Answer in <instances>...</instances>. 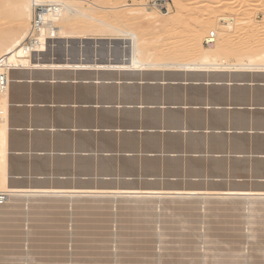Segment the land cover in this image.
I'll list each match as a JSON object with an SVG mask.
<instances>
[{"label":"rangeland","instance_id":"374dc122","mask_svg":"<svg viewBox=\"0 0 264 264\" xmlns=\"http://www.w3.org/2000/svg\"><path fill=\"white\" fill-rule=\"evenodd\" d=\"M90 1L95 4H100L101 1L104 6H121L124 3L131 4L134 2V0ZM147 1L152 4L154 3L153 0ZM157 2H161L164 5L155 7L166 14L170 10V13L172 11L176 13L178 7L184 6L185 9L187 8L188 10H184L183 15L178 14L181 17V20L179 19L178 21L185 19V22L183 21L179 25L177 24L178 27L173 28L170 32L162 36L160 35L162 31L156 29L154 26L151 30L150 28L152 27L150 25H147L150 27L147 29L145 27L146 25H143L145 23L142 24L139 19L135 18L136 20H133L129 18L131 16L126 15L116 20L109 15L114 13V10L110 9L111 13H106L104 10H95L89 14L90 19L87 20L86 24L83 25L85 22L80 17L71 26L70 31L77 32L81 35L80 37L59 39L51 45H48V50L44 53H40L39 56L34 55V58L38 62L43 63H54L58 61L62 63L63 61L67 62L73 59L74 61L72 63L95 64V67L98 68H110V66L129 63L131 60L132 42L139 40L141 50L138 52V56L143 64L148 65L147 68L135 71L113 69L52 71L32 69L24 74L12 72V80L16 77V79L22 81L12 82L11 100L27 102L30 100L31 104H33L32 102L35 103V101L43 100L48 96L51 91L43 88V84L45 83L27 82L30 80L40 81L37 80L38 76L41 77L40 79L42 81L40 82H46L47 85L60 81L86 82L87 80L89 81L88 83H92L93 85L92 94L94 106L92 119L95 129V149L118 147V140L120 141L121 138H124L123 132H106L103 129L140 127L158 130H179V132L173 133H156L159 136V144H164L167 140H174L173 149L179 152L198 149L206 150V153H208V151H213L218 148L220 150L222 149L221 151L223 152L228 151L229 154L231 151L232 153L236 151L238 154L243 155V157H223L220 159L222 161L221 168L214 167L213 163L215 162L212 163V160L208 157L203 164H198V169L200 170L197 173L213 176L226 175L224 180L217 181L216 183L221 188H228L225 190L207 189L215 191H199L198 194L224 197H218V199H216L217 197H210V199L208 198L209 202H206L207 198L201 197H190L191 199L188 197L189 199L184 198L185 200H181V198V202L177 199V205L174 204L177 207L173 206L172 202L171 204L169 203L170 199L168 197H162V199L152 198L153 200L160 201V203L159 201L158 203L155 201L156 205H164L169 208L167 213L177 214V218H174V216L170 219L167 217H155L152 219V222H147L150 220L147 216L136 215L135 212L126 208V206L131 205L130 202L124 201L126 198L113 199L112 201L108 198H102L103 201H100L101 198L98 197L96 199L99 201H97L95 198L81 196L80 198L76 197L73 199H77L78 203L74 202L72 204V201H65L67 204L65 202H59L58 205L60 204V207L56 209L49 207L51 209L49 210L48 207H44L45 205L35 208L40 209L42 213L39 210L32 209L30 206L31 203H34L32 200L28 202L30 207L26 205V202H20L18 204L20 210L17 209L18 212L15 211L13 216H9L12 219L6 220L4 218L8 214V210H6L8 208H5L6 215L1 214L3 217L1 216L0 221H3V223L0 222V264H15L16 262V264H218V262H214L215 259L218 260L215 256L220 257L219 261L221 263L219 262V264H264V249L262 248L264 244V234H262L264 233V223L260 217L255 216L254 210V212H251L254 206H258L254 203L257 200L259 201V199L252 198L245 200V198L243 199L239 196H232V198L230 195L234 194V192L228 191L242 190L256 194L257 192L252 191L264 190V61L261 59L263 58L261 55H264L261 53L264 52V22L262 21L264 5L260 1V4H258L259 2L255 4L256 0H183L182 3L188 4L187 7L185 5H177L174 0H157ZM83 6L87 7V5ZM209 12L237 14L240 18L247 21V23H244V25L237 29L239 30L238 36L233 37V40L229 39L225 41L229 43L226 53L231 63V66H229L230 70L225 71L220 70V68H208V70L206 68H200L192 71L184 70L185 67H180L179 64L195 59L202 50L201 48L194 47L191 36H189L187 31V24H189L187 22H190L191 25H189L192 27L193 20L196 19L194 16L197 15L198 17V14H202V17H204ZM191 21L193 22L191 23ZM182 23L186 25V28H183ZM248 24L250 26H246ZM203 45L210 46L206 42ZM150 51H152L151 55L148 56ZM254 52L258 54L256 53V55L252 56L251 53ZM247 54L251 55L249 56ZM148 57H151L152 60ZM168 63L172 65L170 67L171 69H157ZM39 72L41 74H37ZM109 76L111 78L110 83L106 84V87H102L101 84L96 82V78ZM128 81L134 83L131 85L133 88L129 90L122 89L128 84L117 83ZM206 81H209V83ZM107 87L113 93H109L106 96L103 93ZM123 90H127L130 97H127L125 92L123 93ZM83 93L82 96L79 95L80 98H85V92L83 91ZM125 104L127 106L137 104L142 107L127 108ZM147 105H150V107H147ZM89 114V112L88 115L86 114L88 118ZM78 121L81 122V119L79 118ZM137 138L140 140L144 136L141 134ZM213 138L214 140L222 141L223 145L220 147L213 146L210 142ZM194 140H200L201 143L195 147L193 145ZM217 145H221V142H218ZM198 169L188 167L187 171H183L180 166L179 168L173 169L172 172L173 174L185 172L188 175L194 173L195 171L193 170ZM157 182L165 183L166 181L158 180ZM186 182L187 178L178 181V185H186ZM208 182L212 181L207 180V184ZM234 185L250 189L240 187L230 188V186ZM152 189L184 193H188V191L184 190H191L174 188L157 189L153 187ZM89 198L90 201H88ZM163 198H167V201ZM105 199L109 201L105 202ZM149 199L147 198L146 200ZM250 200L252 204L248 202ZM214 201H218V203ZM82 202L85 204H82ZM248 203L251 206L250 209L247 206ZM156 205H153L155 208L153 211L162 209V206L158 207ZM170 205L173 206V209H171L172 207L170 208ZM216 206L217 210L210 209ZM245 206L248 212L244 209ZM43 207L44 209L42 211ZM87 207H91L92 209L90 208V210ZM120 207L126 209L122 210ZM112 209L113 211H111ZM235 209L238 210L236 211ZM164 210L166 211V209ZM37 211H39L38 213L40 215L36 214ZM16 212L18 213L17 216ZM44 213L47 215L46 217L43 215ZM257 218H259V221L256 220ZM255 227L256 229H254ZM72 231L75 234L71 233ZM254 231H257V234ZM258 232L259 234L261 233L260 236ZM255 238L258 240V244L255 243L257 242ZM251 246L255 247L252 249ZM258 246H261V248ZM214 253L215 256L210 255ZM217 254L221 255L217 256ZM229 254L231 256H228ZM236 258L239 260L235 261ZM229 259L232 263H229ZM240 261L241 263H239Z\"/></svg>","mask_w":264,"mask_h":264},{"label":"bare ground","instance_id":"6f19581e","mask_svg":"<svg viewBox=\"0 0 264 264\" xmlns=\"http://www.w3.org/2000/svg\"><path fill=\"white\" fill-rule=\"evenodd\" d=\"M154 3L152 4L151 2H148L147 0H134L133 3L131 4H121V6H104L103 2L100 1V4H95L90 0H0V74L3 73V71L6 70L7 65H9L12 69L11 72H16V73H20V74H24L27 73L29 70H38V69H45V70H100V69H113V70H120V71H129V70H140V69H144L147 68L148 65L143 64L140 61V58L138 56V52H140L141 48L139 46L140 42L139 40H134L132 42V49H131V60L129 61V63L126 64H121L118 66H110V68H98L95 67V64H77V63H72V61H74L72 59V61H63L62 63L59 61L58 62H54V63H43V62H38L34 57V55L39 56L40 53H44L45 51L48 50V41L46 40L47 38L49 39H55V41L59 40V39H71V38H77L80 37L81 35L78 34L77 32H71V26H73L74 21H76V19L78 18H83V25L87 23V20L90 19L89 14L92 13V11L95 10H104L106 11V13H111V10H114V13L109 14L112 17H114L116 20L121 19L123 16H131L129 18L136 20L139 19L141 20L142 24L145 27L150 28L147 25H150L152 28H150L151 30L155 27L156 29L162 31L160 35L164 36L165 34H167L168 32H170L173 28L178 27L177 24L179 25L181 22L183 21H178L181 17L178 16V14H182L184 13V10H186L183 7H178V10L176 13H170V11L168 12V14L164 13L162 10L156 8L155 6H163L164 4L161 2H157V0H153ZM176 2L177 5H185L187 7L188 4H184L182 3L183 0H174ZM251 1V0H249ZM254 1V0H253ZM262 2L261 4L264 5V0H256L255 4H257L258 2ZM260 2L258 4H260ZM248 5V3H246ZM37 5L39 6H50L52 5L51 9H47V7H45V9L43 8L40 12L42 14V18H43V23L40 24L39 26L34 27V20H35V14L37 12L38 7H36ZM55 7H54V6ZM83 5H87L83 6ZM90 5V6H88ZM91 5H95V6H91ZM252 5V4H251ZM166 6V5H165ZM168 6V5H167ZM190 6V4H189ZM188 10V9H187ZM186 10V11H187ZM191 10V8H190ZM187 13V12H186ZM137 16V17H136ZM201 16V17H199ZM196 19H194L193 21H191L192 23V27L190 26V22H187L189 24H187V28H188V33L189 36H191V40L192 43L194 45V47L196 48H201V52L199 53V55L186 63L183 64H179L180 67H188V68H184V70H194V69H200V68H206V70L212 69V68H220V70H230L229 66H231L230 64V59L227 56L226 53V49L229 46L228 41L229 39L233 40V37H236V35L238 36V32L240 28V26L244 25V23H247V21L243 20L242 18L239 17V15H233V14H229L228 12H221V13H215V12H209L207 15H205L204 17H202V14L199 15L198 17L197 15L194 16ZM105 18V16H104ZM136 18V19H135ZM178 18V19H177ZM181 20V19H180ZM262 21L264 22V15L262 18ZM185 22V21H184ZM249 22V21H248ZM184 23H182L181 25H183ZM186 24V23H185ZM154 26V27H153ZM185 26V27H184ZM190 26V28H189ZM246 26H250L249 24ZM183 28H186V25H183ZM182 28V30H184ZM214 28V29H211ZM216 28V29H215ZM244 28V27H243ZM190 29V30H189ZM209 30V32H208ZM211 32H214L217 34L216 39L214 40L213 43L208 44L210 46H205L203 45V43H205L207 40H209V35ZM31 39V43L28 44L25 41L27 39ZM231 40V41H232ZM231 45V43H230ZM150 54L148 56L151 55ZM158 52V51H157ZM156 52V53H157ZM154 53V52H153ZM155 53V54H156ZM255 53V52H254ZM251 53L252 56L256 55V53ZM262 54H264V52H261ZM159 54V52H158ZM250 54V55H251ZM258 54V53H257ZM249 55V54H247ZM249 55V56H250ZM258 56V55H257ZM256 56V57H257ZM263 56V58H261ZM152 57V56H151ZM150 57V58H151ZM261 58L264 61V55H261ZM149 58V57H148ZM149 58V59H150ZM248 58V57H247ZM152 60V58H151ZM261 60V61H262ZM239 62V61H238ZM172 65L171 64H165L163 66L158 67L157 69L160 70H169L171 69ZM191 67V68H190ZM174 68V67H173ZM172 68V69H173ZM182 69V68H181ZM50 72V71H49ZM46 73V72H45ZM48 74V73H47ZM46 74V75H47ZM41 77L38 76L37 80H40ZM66 78V77H65ZM110 76L109 77H99L96 78V82L97 83H109L110 82ZM22 80H18L16 79V77L14 78V80H12L11 77V84L9 87V90L6 91H1L0 90V191H5L7 192L10 196L9 199L7 201L6 204L0 206V218H1V214H5V208H8L6 210L7 211V215L4 217L6 220L7 219H12V217L9 218V216H13V213H15V211L20 210V207L18 204L21 202H26V205L29 206L30 204L28 203L29 201H33L34 205H36V207L39 206H44V207H50L51 209H56L58 207H60L59 203V199H64L66 202L68 201H73V199H75L76 197H81V196H88L90 198H101L100 201L102 200V198H108L110 199V201H112L113 199H118V198H126V200L124 201H132L135 202L134 204H141L145 201H147V203L150 201L152 204V210H145L144 213H135L136 215H144L147 216V218H149L150 220H148L147 222L151 221L152 219H154L155 217H167V218H177V214H173L171 212L167 213V210L164 211L162 209H159L157 212L153 211L155 208L153 207V205L155 204L156 199L161 198L162 197H168V199H170L169 203L171 204V202L173 203V206L177 205V199L178 201L181 199L183 200L185 199H189L190 197H201V198H207L206 202L208 201V198L210 199V197H217L216 199H218V197H224V196H219V195H209V194H203L200 195L198 194L199 191H190L188 193H184V192H171L169 190H155L152 189V187H149L148 189H139V188H128V187H91V188H87V187H83V186H79V187H63V186H55L51 185V186H45V187H40L37 185L34 186H19V185H14L12 183V176L10 174V168H9V158H8V132L10 129V107H11V91H12V82H21ZM30 81H36V80H30ZM64 81V80H63ZM86 82H89L86 80ZM209 82V81H206ZM17 117V116H16ZM18 140V139H17ZM11 162V161H10ZM100 184V183H99ZM106 184V183H105ZM73 186V185H72ZM124 186V185H123ZM127 186V185H126ZM234 192V194L230 195V197H241V198H245L246 199H252V198H258L259 201L257 200L256 203H253L258 205V206H254V208L249 211L254 212L256 217H260L261 220L264 223V190L262 191H257V193H249L247 191H242V190H236V191H231ZM243 195V196H240ZM189 197V198H188ZM228 197V196H227ZM232 197V198H233ZM83 198V197H82ZM90 198L88 201H90ZM143 198H156V199H152V200H146ZM230 198V199H232ZM128 199V200H127ZM165 199V198H163ZM172 199V200H171ZM184 199V200H185ZM191 199V198H190ZM196 199V198H194ZM199 199V198H198ZM215 199V198H213ZM220 199V198H219ZM224 199V198H222ZM229 199V198H228ZM242 199V200H243ZM50 200L51 202H49V204H47L46 201ZM77 200V199H76ZM81 200V199H80ZM97 200V199H96ZM106 200V199H105ZM167 201V198L165 199ZM180 200V202H181ZM204 200V199H203ZM202 200V201H203ZM87 201V200H86ZM99 201V200H97ZM103 201V200H102ZM119 201V200H118ZM122 201V200H121ZM159 200L156 201V203H158ZM220 201V200H219ZM65 202V204H67ZM78 203V201H76ZM85 202V201H84ZM94 202V200H93ZM162 202H164V200H162ZM192 202V201H191ZM216 202V201H214ZM232 202V200H231ZM230 202V203H231ZM243 202V201H242ZM245 202V201H244ZM252 204V201H248ZM81 203V201H80ZM79 203V204H80ZM95 203V202H94ZM102 203V202H101ZM112 203V202H110ZM122 203V202H121ZM126 203V202H125ZM124 203V204H125ZM160 203V201H159ZM211 203V202H210ZM213 203V202H212ZM218 203V201L216 202ZM233 203V202H232ZM237 203V202H236ZM33 203H31L32 205ZM73 204V203H72ZM71 204V205H72ZM78 204V205H79ZM82 204H85L82 202ZM105 204V203H104ZM129 204V203H128ZM126 204V205H128ZM132 204V203H131ZM165 204V203H164ZM176 204V205H174ZM183 204V203H182ZM225 204V203H224ZM246 204V202H245ZM250 204V205H251ZM25 205V206H26ZM30 205V206H31ZM77 205V204H76ZM94 205V204H93ZM96 205V204H95ZM98 205V204H97ZM100 205V203H99ZM116 205V204H115ZM158 207L162 206L157 204ZM156 205V206H157ZM179 205V204H178ZM181 205V204H180ZM199 205V204H198ZM201 205V204H200ZM204 205V204H203ZM214 205V203H213ZM216 205V204H215ZM236 205V204H235ZM241 205V204H240ZM263 205V206H262ZM29 206V207H30ZM87 206V204H86ZM155 206V207H156ZM173 206L170 205V208ZM205 206V205H204ZM209 206V205H208ZM225 206V205H224ZM234 206V205H233ZM247 206H249V203L247 204ZM32 207V206H31ZM44 207L42 208V211L44 209ZM66 207V206H65ZM64 207V208H65ZM81 207V206H80ZM97 207V206H96ZM113 207V206H112ZM125 207V206H124ZM128 207V206H126ZM177 207V206H176ZM185 207V206H184ZM235 207V206H234ZM251 206H249L248 208L250 209ZM49 208V210H51ZM76 208V207H75ZM84 208V207H83ZM88 208V207H87ZM91 207H89L88 209H90ZM118 208V207H117ZM122 208V207H120ZM171 208V209H172ZM181 208V207H179ZM189 208V207H188ZM208 208V207H207ZM237 208V207H236ZM246 208V206L244 207V209ZM247 208V209H248ZM258 208V209H257ZM27 209V208H26ZM32 209L34 210L35 208L32 207ZM73 209V208H72ZM92 209V208H91ZM90 209V210H91ZM111 209V208H110ZM126 209V208H122ZM157 209V207H156ZM175 209V207H174ZM202 209V208H201ZM210 209L212 210H217V206L216 207H211ZM257 209V210H255ZM35 210H39L40 213L41 210L40 209H35ZM46 210V209H45ZM66 210V209H65ZM106 210V209H105ZM116 210V209H115ZM184 210V209H183ZM220 210V209H219ZM236 210V209H235ZM238 210V209H237ZM236 210V211H237ZM246 210V209H245ZM254 210V211H253ZM37 211V215H40ZM60 211V210H59ZM72 211V210H71ZM97 211V210H96ZM107 211V210H106ZM113 211V209L111 210ZM173 211V210H171ZM176 211V210H175ZM186 211V210H185ZM191 211V210H190ZM208 211V210H206ZM228 211V210H227ZM241 211V210H240ZM247 211V210H246ZM18 212V211H17ZM16 212V213H17ZM22 212V211H21ZM36 212V211H35ZM55 212V211H54ZM66 212V211H65ZM77 212V211H76ZM82 212V211H81ZM95 212V211H94ZM104 212V211H103ZM109 212V211H107ZM194 212V211H192ZM219 212V211H218ZM223 212V211H222ZM239 212V211H238ZM248 212V211H247ZM250 212V213H251ZM51 213V212H49ZM80 213V212H79ZM97 213V212H96ZM111 213V212H110ZM114 213V212H113ZM177 213V212H176ZM61 214V213H60ZM78 214V213H76ZM81 214V213H80ZM83 214V213H82ZM99 214V213H98ZM218 214V213H217ZM246 214V212H245ZM244 214V215H245ZM249 214V213H248ZM247 214V216H249ZM18 215V213L16 214V216ZM21 215V214H19ZM26 215V214H25ZM45 217L47 215H45V213L43 214ZM75 215V214H74ZM134 215V214H133ZM251 215V214H250ZM43 216V217H44ZM81 216V215H80ZM85 216V215H83ZM89 216H91L89 214ZM96 216V215H95ZM100 216V215H99ZM105 216V215H104ZM205 216V215H204ZM246 216V217H247ZM3 217V216H2ZM73 217V216H72ZM71 217V218H72ZM114 217V215H113ZM152 217V218H151ZM203 217V216H202ZM231 217V216H230ZM233 217V216H232ZM66 219V217H64ZM129 218V217H128ZM157 218V219H158ZM182 218V217H181ZM234 218V217H233ZM248 218V217H247ZM253 218V217H252ZM252 218H250L252 220ZM29 219V218H28ZM78 219V218H77ZM92 219V218H90ZM96 219V218H95ZM195 219V218H194ZM201 219V218H200ZM246 219V218H245ZM259 218H257L256 220H258ZM32 220V219H31ZM47 220V219H46ZM67 220V219H66ZM76 220V219H75ZM74 220V222H75ZM84 220V219H83ZM159 220V219H158ZM174 220V219H173ZM177 220V219H176ZM202 220V219H201ZM204 220V219H203ZM206 220V219H205ZM16 221V220H15ZM30 221V220H29ZM37 221V220H36ZM64 221V220H63ZM154 221V220H153ZM247 221V220H246ZM259 221V220H258ZM1 222V221H0ZM8 222V221H7ZM90 222V221H89ZM134 222V221H133ZM199 222V221H197ZM196 222V223H197ZM205 222V221H203ZM247 222H250L249 220ZM3 223V221L1 222ZM67 223V222H66ZM97 223V222H96ZM101 223V222H100ZM191 223V222H190ZM238 223V222H237ZM261 223V222H260ZM21 224V223H20ZM45 224V223H44ZM99 224V223H97ZM95 224V225H97ZM103 224V223H102ZM114 224V223H113ZM123 224V223H122ZM128 224V223H127ZM140 224V223H139ZM144 224H146L144 222ZM167 224V222H166ZM178 224V223H177ZM228 224V223H227ZM233 224V223H232ZM253 224V223H252ZM62 225V224H60ZM76 225V224H74ZM156 225V224H155ZM171 225V224H170ZM185 225V224H184ZM235 225V223H234ZM246 225V224H244ZM264 225V224H263ZM262 225V226H263ZM64 226V225H63ZM82 226V225H81ZM85 226V225H84ZM104 226V225H103ZM116 226V225H115ZM138 226V225H137ZM236 226V225H235ZM8 227V226H7ZM28 227V226H27ZM61 227V226H60ZM66 227V226H65ZM74 227V226H73ZM83 227V226H82ZM90 227V226H89ZM99 227V226H98ZM119 227V226H118ZM117 227V228H118ZM201 227V226H200ZM232 227V226H231ZM258 227V226H257ZM17 228V227H15ZM56 228V227H55ZM64 228V227H63ZM75 228V227H74ZM79 228V227H78ZM87 228V227H86ZM85 228V229H86ZM122 228V227H121ZM128 228V227H127ZM22 229V228H21ZM96 229V228H95ZM151 229V228H150ZM161 229V228H160ZM256 229V227L254 228ZM261 229V228H260ZM259 229V230H260ZM73 230V229H72ZM79 230V229H78ZM83 230V229H82ZM114 230V228H113ZM159 230V229H158ZM166 230V229H165ZM164 230V231H165ZM245 230V229H244ZM253 230V229H252ZM258 230V231H259ZM8 231V230H7ZM21 231V230H20ZM81 231V230H80ZM121 231V230H120ZM142 231V230H140ZM179 231V230H178ZM196 231V230H195ZM69 232V231H67ZM83 232V231H82ZM102 232V231H101ZM109 232V231H108ZM158 232V231H157ZM206 232V231H205ZM240 232V231H239ZM255 233L257 231H254ZM261 232V230H260ZM64 233V231H63ZM71 233H74L73 231ZM90 233V232H89ZM88 233V234H89ZM93 233V232H92ZM100 233V232H99ZM124 233V232H123ZM129 233V232H128ZM194 233V232H193ZM238 233V232H237ZM36 234V233H35ZM57 234V233H56ZM67 234V233H66ZM75 234V233H74ZM79 234V233H78ZM87 234V233H86ZM154 234V233H153ZM163 234V233H162ZM257 234V233H256ZM259 234V232H258ZM261 234V233H260ZM259 234V236H260ZM264 234V233H262ZM82 235V234H81ZM85 235V234H84ZM101 235V234H100ZM124 235V234H123ZM122 235V236H123ZM152 235V234H151ZM157 235V234H156ZM252 235V234H251ZM54 236V235H53ZM72 236V235H71ZM108 236V235H107ZM133 236V235H132ZM207 236V235H206ZM211 236V235H210ZM256 236V235H255ZM258 236V235H257ZM262 236V235H261ZM81 237V236H80ZM90 237V236H89ZM101 237V236H100ZM110 237V236H109ZM214 237V236H213ZM219 237V235H218ZM38 238V237H37ZM104 238V237H103ZM118 238V237H117ZM128 238V237H127ZM132 238V237H131ZM142 238V237H140ZM147 238V237H146ZM152 238V237H151ZM158 238V236H157ZM198 238V237H197ZM202 238V237H201ZM36 239V238H35ZM41 239V238H40ZM78 239V238H77ZM91 239V238H90ZM116 239V238H115ZM114 239V240H115ZM134 239V238H133ZM145 239V238H144ZM213 239V238H212ZM254 239V238H253ZM256 239V238H255ZM261 239V238H260ZM68 240V239H67ZM87 240V239H86ZM95 240V239H94ZM105 240V239H104ZM135 240V239H134ZM141 240V239H140ZM202 240V239H201ZM257 240V239H256ZM36 241V240H35ZM84 241V240H83ZM90 241V240H88ZM87 241V242H88ZM92 241V240H91ZM113 241V240H112ZM121 241V240H120ZM128 241V240H127ZM145 241V240H144ZM219 241V240H218ZM252 241V240H251ZM39 242V241H38ZM191 242V241H190ZM5 243V242H4ZM126 243V242H124ZM132 243V242H131ZM258 244V240L257 242H255ZM12 244V243H11ZM10 244V245H11ZM103 244V243H102ZM111 244V242H110ZM116 244V243H115ZM140 244V243H139ZM20 245V244H19ZM80 245V244H78ZM85 245V244H84ZM93 245V244H92ZM101 245V244H100ZM118 245V244H117ZM123 245V244H122ZM134 245V244H133ZM160 245V244H159ZM213 245V244H212ZM218 245V244H217ZM254 245V244H252ZM104 246V245H103ZM121 246V245H120ZM166 246V245H165ZM170 246V245H169ZM195 246V245H194ZM245 246V245H244ZM66 247V245H65ZM77 247V246H76ZM93 247V246H92ZM212 247V246H211ZM252 247V246H251ZM250 247V248H251ZM255 247V246H254ZM252 247V249L254 248ZM259 247V246H258ZM39 248V247H38ZM119 248V247H117ZM145 248V247H144ZM261 248V246L259 247ZM262 248L264 249V244L262 246ZM94 249V248H93ZM103 249V248H102ZM142 249V248H141ZM172 249V248H171ZM199 249V248H198ZM208 249V248H207ZM230 249V247H229ZM233 249V248H232ZM97 250V249H94ZM121 250V249H119ZM130 250V249H129ZM162 250V249H161ZM231 250V249H230ZM251 250V249H250ZM70 251V250H69ZM118 251V250H117ZM124 251V250H123ZM138 251V250H137ZM213 251V250H212ZM235 251V250H234ZM253 251V250H252ZM255 251V249H254ZM261 251V250H260ZM22 252V251H21ZM40 252V251H39ZM53 252V251H52ZM81 252V251H80ZM84 252V251H83ZM100 252V251H99ZM109 252V251H108ZM135 252V251H134ZM140 252V251H139ZM160 252V251H159ZM175 252V251H174ZM180 252V251H179ZM211 252V251H209ZM220 252V251H219ZM227 252V251H226ZM231 252V251H230ZM28 253V252H27ZM55 253V252H54ZM62 253V252H61ZM72 253V252H71ZM88 253V252H87ZM217 253V252H215ZM214 254H210V255H214ZM250 253V252H249ZM248 253V254H249ZM252 253V252H251ZM256 253V251H255ZM33 254V253H32ZM57 254V253H55ZM74 254V252H73ZM86 254V253H85ZM114 254V253H113ZM120 254V253H119ZM184 254V253H183ZM225 254V253H224ZM232 254V253H231ZM246 254V253H245ZM263 254V253H262ZM98 255V253H97ZM128 255V254H127ZM133 255V253H132ZM221 255V254H217ZM241 255V254H240ZM251 255V254H250ZM261 255V254H260ZM19 256V255H18ZM121 256V255H120ZM136 256V254H135ZM161 256V255H160ZM228 256H231L230 254ZM234 256V255H233ZM236 256V255H235ZM258 256V255H257ZM5 257V256H4ZM83 257V256H82ZM87 257V256H86ZM113 257V256H112ZM182 257V256H181ZM211 257V256H210ZM227 257V256H226ZM225 257V258H226ZM255 257V256H254ZM259 257V256H258ZM262 257V256H261ZM9 258V257H8ZM24 258V257H23ZM30 258V257H29ZM35 258V257H34ZM50 258V257H49ZM97 258V257H96ZM116 258V257H115ZM119 258V257H118ZM130 258V257H129ZM134 258V257H133ZM146 258V257H145ZM150 258V257H149ZM148 258V259H149ZM155 258V257H154ZM173 258V257H172ZM190 258V257H189ZM195 258V257H194ZM218 258L215 259L217 261L214 260V262H219L221 263V261H219L220 257H216ZM223 258V257H222ZM224 258V260H225ZM235 258V257H233ZM22 259V257H21ZM32 259V258H31ZM48 259V258H47ZM52 259V258H51ZM73 259V258H72ZM77 259V258H76ZM80 259V258H79ZM138 259V258H137ZM210 259V258H209ZM232 259V258H231ZM241 259V258H240ZM243 259V258H242ZM13 260V259H12ZM23 260V259H22ZM29 260V259H27ZM118 260V259H117ZM144 260V259H143ZM213 260V259H210ZM209 260V261H210ZM223 260V259H222ZM223 260V261H224ZM230 260V259H229ZM228 260V261H229ZM239 259L236 258L235 261H238ZM256 260V259H255ZM39 261V260H38ZM47 261V260H46ZM55 261V260H54ZM150 261V260H148ZM243 261V260H241ZM241 261L239 263H241ZM250 261V260H249ZM263 261V260H262ZM12 262V261H11ZM24 262V261H23ZM37 262V261H36ZM48 262V261H47ZM57 262V261H55ZM66 262V261H65ZM98 262V261H97ZM139 262V261H138ZM157 262V261H156ZM192 262V261H191ZM231 262V260L229 261V263ZM234 262V261H233ZM253 262V261H252ZM17 263V262H16ZM15 263V264H16ZM25 263V262H24ZM73 263V262H72ZM171 263V262H170ZM175 263V262H174ZM224 263V262H223ZM226 263V261H225ZM232 263V262H231ZM238 263V262H236ZM249 263V262H248ZM251 263V262H250ZM13 264V263H12ZM40 264V263H38ZM49 264V263H48ZM54 264V263H53ZM80 264V263H79ZM94 264V263H93ZM139 264V263H138ZM190 264V263H189ZM228 264V263H227ZM262 264V263H261Z\"/></svg>","mask_w":264,"mask_h":264},{"label":"crops","instance_id":"0c3cea01","mask_svg":"<svg viewBox=\"0 0 264 264\" xmlns=\"http://www.w3.org/2000/svg\"><path fill=\"white\" fill-rule=\"evenodd\" d=\"M27 82L45 83L43 88L51 92L43 100L32 102L33 104L30 100L28 102L11 100L8 162L14 185L45 187L55 183V186L87 188L103 186L191 189L184 190L188 192L215 191L207 189L225 190L228 188H221L216 182L224 180L226 175L197 173L200 170L198 164H203L208 157L212 163L215 162L214 167L221 168V158L243 157L236 151L234 153L231 151L229 154L228 151L223 152L220 148L208 153L206 150L198 149L179 152L173 149L174 140L159 144V136L156 135L158 132L173 133L179 130L140 127L103 129L106 132H123L124 138L118 140V147L95 149L92 83L60 81L47 85L46 82L40 81ZM109 83L99 84L103 87ZM117 83L128 84L121 87L128 90L132 89L131 85L134 84L130 81ZM108 87L103 93L106 96L113 93ZM83 91L85 98H80L79 95L82 96ZM124 92L130 97L127 90H123ZM137 104L127 108H139L141 105ZM79 118L81 122L78 121ZM141 134L144 138L139 140L137 136ZM210 142L215 147L223 145L222 141L214 138ZM218 142H221V145H217ZM200 143V140L193 141L195 147ZM180 166L183 171H187L188 167L198 170H193L195 172L188 175L185 172L173 174V169ZM186 178V185L179 186L178 181ZM158 180L166 182L159 183ZM207 180L212 182L207 184ZM234 187L250 189L230 186V188ZM257 191L262 190L252 192Z\"/></svg>","mask_w":264,"mask_h":264},{"label":"built area","instance_id":"2783aa9c","mask_svg":"<svg viewBox=\"0 0 264 264\" xmlns=\"http://www.w3.org/2000/svg\"><path fill=\"white\" fill-rule=\"evenodd\" d=\"M54 6V5H53ZM56 6V5H55ZM54 6V7H55ZM36 7H38L37 12L35 14V20H34V27L36 29L37 26H39L40 24L43 23V18H42V14H41V10L45 7H47V9H51L52 5L50 6H39L37 5ZM217 34L214 32H211L209 35V40L206 41L207 44H211L214 42V40L216 39ZM48 41V45H51L52 43L55 42V39H46ZM31 39H27L25 42L30 44L31 43ZM11 67L9 65H7L6 70L3 71V73L0 74V90L1 91H6L9 90L10 84H11ZM9 194L5 191H0V206L4 205L7 203L8 199H9Z\"/></svg>","mask_w":264,"mask_h":264},{"label":"water","instance_id":"95a60500","mask_svg":"<svg viewBox=\"0 0 264 264\" xmlns=\"http://www.w3.org/2000/svg\"><path fill=\"white\" fill-rule=\"evenodd\" d=\"M59 202H65L64 199H59L58 200ZM78 200H73L71 203H74ZM105 202H108L109 200H104ZM47 204H49V202H51L50 200L46 201ZM126 202H130L132 203L131 205H129L128 207L126 208H129L130 210H132V212H135V213H144L145 210H152V204H150L151 202L149 201L147 203V201L141 203V204H134L135 202H132V201H126ZM32 207L36 208V205H34V203L31 205ZM62 207V206H61ZM163 209H166L168 210L169 208L165 207L164 205H162V210ZM173 209V208H172Z\"/></svg>","mask_w":264,"mask_h":264}]
</instances>
